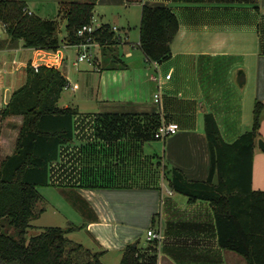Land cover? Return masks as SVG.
I'll use <instances>...</instances> for the list:
<instances>
[{
	"label": "crops",
	"instance_id": "1",
	"mask_svg": "<svg viewBox=\"0 0 264 264\" xmlns=\"http://www.w3.org/2000/svg\"><path fill=\"white\" fill-rule=\"evenodd\" d=\"M23 1L28 11L37 15L29 1ZM259 1L250 5L207 0H96L95 8L102 5L117 13L110 15L113 26L104 21L108 18L106 11L98 12L100 19L92 25L114 31L118 45L113 49L127 64L124 70H104L103 50L97 44L89 48L91 61L82 65L61 47L55 52L26 48L22 40H12L0 22V167L15 153L24 125L21 115H1L13 93L26 85L28 70L35 65L60 70L74 90H66L71 98L68 101L62 93L58 106L76 109L78 115L74 117L73 141L60 146L57 160L50 164L47 187L74 198L75 204L79 201L83 220L68 225L67 228L76 227L68 238L84 247L85 257L92 259L94 254L101 253L102 264H120L128 245H150L148 236L146 243L141 238L145 231L154 229L163 235L157 264H247L243 256L220 247L209 202H189L188 197L170 188L164 173L177 168L191 181L208 180L211 152L204 130L206 114L214 115L227 143L235 142L252 128L255 103L260 100L264 104L263 70V76L260 75V66H264V48L260 51V43L264 47V38L260 41L264 10ZM137 2L141 5V18L144 6L170 7L179 13L180 30L172 44V55L164 64L149 61L139 47L140 31L136 40L131 41L132 25L120 21L119 10L129 11ZM247 27H252L256 40L230 35L234 31L242 34ZM67 35L64 48L74 49L77 55L83 52L69 43ZM238 57H247L243 62L249 69L254 63L255 67L247 96H241L232 78L228 79L229 90L236 98L233 102L224 96L225 91L217 90V82L223 75L230 76L231 68L225 63ZM158 72L164 83L161 105L155 102L158 88L152 80ZM245 73L248 83L249 73ZM168 74L170 79H166ZM109 114H161L163 121L166 117L167 122L179 125L176 134L158 144L161 154L156 160L166 167L158 187H138L136 134L130 127L123 134L106 130L100 125L99 116ZM259 139L264 140V118L252 177L253 189L264 191V151L258 147ZM147 143L150 142L141 146L144 161L153 156V147ZM40 195L38 209L44 210L43 215L46 199ZM33 222L28 232L36 233L39 228Z\"/></svg>",
	"mask_w": 264,
	"mask_h": 264
},
{
	"label": "trees",
	"instance_id": "2",
	"mask_svg": "<svg viewBox=\"0 0 264 264\" xmlns=\"http://www.w3.org/2000/svg\"><path fill=\"white\" fill-rule=\"evenodd\" d=\"M62 7L67 20V40L73 45L85 42L77 35L80 28L92 25L96 0H55ZM191 2L193 0H185ZM206 1V0H201ZM228 4L255 0H207ZM0 22L10 38L23 41L26 48L58 51L61 47L59 23L29 15L23 0H0ZM180 30L177 14L170 7L144 6L140 24L139 47L149 61L162 63L172 55V44ZM103 50L104 70H124L116 48L114 31L104 26L92 35ZM68 85L62 72L54 67L30 68L26 85L13 93L4 117L21 115L24 125L15 153L0 167V264H102L101 253L84 256V247L74 243L68 234L72 226L46 227L38 235L28 238L31 223L43 209L38 188L49 183L50 164L57 160L59 147L73 141L74 117L78 111L60 108L58 102ZM164 117V116H163ZM161 114L99 116L106 130L121 133L130 127L137 142V185L140 188L158 187L163 170L157 154L144 161L141 146L157 139L163 122ZM264 118V104L257 100L252 128L235 142L227 143L213 114L204 117V130L211 152L210 175L207 181H191L177 168H170L167 178L170 188L189 202H209L216 223L220 247L243 256L247 264H264V191L253 189L254 154ZM215 175L217 181H214ZM167 176V177H166ZM14 229L10 233V229ZM147 248L128 245L120 264H157L160 242L150 241Z\"/></svg>",
	"mask_w": 264,
	"mask_h": 264
},
{
	"label": "rangeland",
	"instance_id": "3",
	"mask_svg": "<svg viewBox=\"0 0 264 264\" xmlns=\"http://www.w3.org/2000/svg\"><path fill=\"white\" fill-rule=\"evenodd\" d=\"M29 1V5L32 8V11L37 14L38 16H42V17H46V18H55L58 23H59V38L61 40V49L65 52H70L69 54L73 57V59L75 58V60H77V52H75L74 49H69L67 50V48L65 47V43H64V39L67 35V20L66 18L63 16V13L61 12L62 7L60 5V3L58 1L55 0H28ZM146 1V0H143ZM260 7L262 10H264V0H260ZM136 5L132 6L129 11H126L125 9H121L119 10V16H120V21L124 23V25L127 24V21L130 22V25H132L131 27V32H130V40H136V38L139 35V31H140V22H141V5L140 2L135 3ZM104 11L107 12L108 14V18L107 21L108 23H111V25L113 26V20L110 17L111 13L115 10L110 8L107 9L105 7H103L102 5H99V8H95V12H94V20L93 22L95 23V25H97V21H99L98 19H100V15L98 14V12L104 13ZM117 14V13H115ZM179 16V13H177ZM233 19L239 20L240 17H233ZM261 28V25H260ZM234 29H239V28H234ZM122 31V35L123 33V28H121ZM117 33V32H116ZM232 34L237 38L239 35L242 36H247L251 39H255L256 40V35L255 32L252 31V27H247L246 29H244L243 33L239 34L238 32L234 31V32H230V35L232 36ZM251 34V35H248ZM264 38V29H260V41L263 40ZM133 48V47H132ZM263 43L261 45L260 43V51H263ZM252 58L250 57L249 60H251ZM243 60H247V57H238V59H232L230 60V62H226L225 64H227V68H231V74L230 76L228 75H223L221 80H219L217 82V90H219L220 92L225 91L224 96L226 98H229L230 100H232L233 102L236 101V98H234L233 93H231V91L229 90V78H232V82L233 84L236 86L235 88L237 89V91L239 92V94H241V96H247L248 92L250 89H252V83H253V76H254V67H255V63L251 66V68L249 69V67L244 65ZM166 62V61H165ZM163 62V64L165 63ZM264 62V60H263ZM88 64V62H83L82 64ZM246 67V68H245ZM264 66L261 68L260 66V75L263 76L264 73ZM244 70L245 72L247 71V73H249V82L245 84L244 87H239L237 84V74L239 71ZM263 70V73H262ZM73 73V70H72ZM164 84V83H163ZM163 84H162V89H163ZM67 89H64V98H66V100L68 101L70 98V93L69 91H66ZM163 90H161L162 92ZM248 113L250 114V110L248 111ZM164 140H156L150 143H147V146H152V154H157L160 155V147L158 146V144L163 143ZM159 147V148H158ZM148 151V150H147ZM160 157V156H158ZM39 192L43 195L44 199H46L45 203H46V211L45 213L41 216V218L39 220H37L35 223V225L39 228L38 232L35 233V230H31L30 232H28V237L31 238L34 235H38L39 233H41L43 231L44 228L46 227H61V228H67L68 225L70 226V224H79L83 218H81V212L78 206L79 201L76 200V204L74 203L75 200L73 198V200L71 199V197L67 196L66 194L61 193L60 191H58L57 189H53L50 187H40L39 188ZM43 206V205H42ZM55 208V209H54ZM57 211H59V213H57ZM73 222V223H72ZM10 233L14 232V229H10L9 230ZM35 233V234H34ZM144 235L142 236V242L146 243L147 241V232L145 231L143 233Z\"/></svg>",
	"mask_w": 264,
	"mask_h": 264
},
{
	"label": "built area",
	"instance_id": "4",
	"mask_svg": "<svg viewBox=\"0 0 264 264\" xmlns=\"http://www.w3.org/2000/svg\"><path fill=\"white\" fill-rule=\"evenodd\" d=\"M29 15H32L33 13L28 11ZM97 28H95L93 25H85L82 28H80L77 32V35L81 38L85 39V42L80 43L79 45H77V47L81 48L83 50V52H81L78 55L77 58V63H81L84 61H88L90 62L92 59V53L89 51V48L95 44H97L96 46L100 47L99 43H97L94 38L92 37V35L96 32ZM156 67H158L156 65ZM36 71L39 70V66L35 65L33 67ZM158 69V68H157ZM171 75L168 74L166 76V79H170ZM152 80L155 81L157 83V88H158V92L155 94L154 98H155V102L159 105L162 104V95H161V89H162V84H163V78L160 74V72H158L157 74L152 76ZM65 89H72L74 90L73 87L67 85L65 87ZM180 130V127L178 124L176 123H166L163 122L162 125L160 126L158 132L155 134V137L157 139L160 140H165L166 138L176 134L178 131ZM147 236L148 239L151 241H158L161 243V241L163 240V235L160 231L158 230H154V229H149L147 232Z\"/></svg>",
	"mask_w": 264,
	"mask_h": 264
},
{
	"label": "water",
	"instance_id": "5",
	"mask_svg": "<svg viewBox=\"0 0 264 264\" xmlns=\"http://www.w3.org/2000/svg\"><path fill=\"white\" fill-rule=\"evenodd\" d=\"M236 80H237V84H238L239 87H244L245 86L247 79H246V73L244 72V70H241V71L238 72ZM258 147L262 151H264V140L263 139H259ZM132 245H133V247H137L136 243H134Z\"/></svg>",
	"mask_w": 264,
	"mask_h": 264
}]
</instances>
